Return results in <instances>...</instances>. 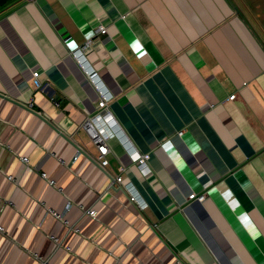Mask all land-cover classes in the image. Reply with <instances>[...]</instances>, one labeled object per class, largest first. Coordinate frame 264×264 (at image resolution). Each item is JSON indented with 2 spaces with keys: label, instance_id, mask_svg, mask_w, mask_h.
I'll use <instances>...</instances> for the list:
<instances>
[{
  "label": "crops",
  "instance_id": "0c3cea01",
  "mask_svg": "<svg viewBox=\"0 0 264 264\" xmlns=\"http://www.w3.org/2000/svg\"><path fill=\"white\" fill-rule=\"evenodd\" d=\"M251 19L243 0L1 7L0 264H264V31ZM86 42L119 135L102 163L82 123L104 112L72 55ZM131 152L149 154L150 174Z\"/></svg>",
  "mask_w": 264,
  "mask_h": 264
},
{
  "label": "built area",
  "instance_id": "2783aa9c",
  "mask_svg": "<svg viewBox=\"0 0 264 264\" xmlns=\"http://www.w3.org/2000/svg\"><path fill=\"white\" fill-rule=\"evenodd\" d=\"M96 32L104 34L106 32L104 26H98L96 29ZM89 42H86V44L80 48H77L72 52L73 57L77 60V62L81 65V68L84 70L85 74L88 76L90 81L93 83L95 88L98 91L99 94V101H98V108L101 109V112L103 111L104 114L98 113L94 114L93 116L86 118L84 122L82 123V127L89 136L90 140L92 143L95 145L96 150H97V156L96 159L100 163H102L106 156L109 153V147H108V142L111 138H113L115 135L119 136L116 131H112L106 127V123L111 124L112 120L109 119V114L106 112L107 111V104L111 100V95L102 87V84L97 82L95 79L96 74L94 70H90L87 67V62L85 61V54L84 51L86 47L88 46ZM38 72H33L32 77H33V83L35 86L39 87L40 83L38 81ZM179 136L182 135L180 132L178 134ZM127 147V146H125ZM129 151V148H126ZM131 159L133 163L135 164L136 169L143 175L147 176L150 174V168L148 166V159H149V154H136L131 152ZM21 161L23 163H27L26 158H21ZM44 177V175H42ZM122 178L117 177L116 178V183L121 185V188L125 192H127L129 196V200L133 203H136L139 209H144L146 207V204H144L136 195L135 191L133 190V187L131 184H122L121 183ZM187 199L196 201L198 203H202L205 199L206 196L204 194H199L197 195L195 192H190L187 195ZM85 214L89 215L90 217H95L96 211L92 209H86L84 210ZM55 218L57 219H62L63 215L62 214H57L55 212H50ZM0 234H5L3 228L0 226Z\"/></svg>",
  "mask_w": 264,
  "mask_h": 264
},
{
  "label": "rangeland",
  "instance_id": "374dc122",
  "mask_svg": "<svg viewBox=\"0 0 264 264\" xmlns=\"http://www.w3.org/2000/svg\"><path fill=\"white\" fill-rule=\"evenodd\" d=\"M246 3V10L251 16L255 27L258 26L260 30L264 31V0H243Z\"/></svg>",
  "mask_w": 264,
  "mask_h": 264
},
{
  "label": "water",
  "instance_id": "95a60500",
  "mask_svg": "<svg viewBox=\"0 0 264 264\" xmlns=\"http://www.w3.org/2000/svg\"><path fill=\"white\" fill-rule=\"evenodd\" d=\"M11 0H0V8L9 3Z\"/></svg>",
  "mask_w": 264,
  "mask_h": 264
}]
</instances>
